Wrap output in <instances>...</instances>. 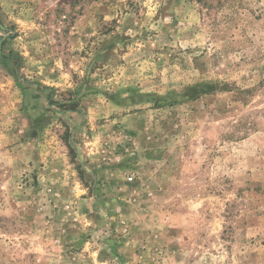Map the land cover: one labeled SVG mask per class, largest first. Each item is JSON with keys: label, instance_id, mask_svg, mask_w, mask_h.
Returning a JSON list of instances; mask_svg holds the SVG:
<instances>
[{"label": "rangeland", "instance_id": "374dc122", "mask_svg": "<svg viewBox=\"0 0 264 264\" xmlns=\"http://www.w3.org/2000/svg\"><path fill=\"white\" fill-rule=\"evenodd\" d=\"M0 264H264V0H0Z\"/></svg>", "mask_w": 264, "mask_h": 264}, {"label": "built area", "instance_id": "2783aa9c", "mask_svg": "<svg viewBox=\"0 0 264 264\" xmlns=\"http://www.w3.org/2000/svg\"><path fill=\"white\" fill-rule=\"evenodd\" d=\"M129 180H131V179H129Z\"/></svg>", "mask_w": 264, "mask_h": 264}]
</instances>
